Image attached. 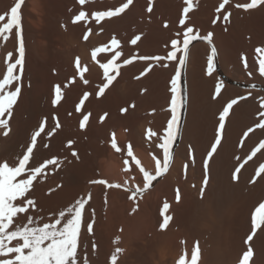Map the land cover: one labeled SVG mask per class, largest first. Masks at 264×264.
Masks as SVG:
<instances>
[{"label": "bare ground", "instance_id": "obj_1", "mask_svg": "<svg viewBox=\"0 0 264 264\" xmlns=\"http://www.w3.org/2000/svg\"><path fill=\"white\" fill-rule=\"evenodd\" d=\"M148 1L132 0L123 12L103 16L98 23L94 13L115 12L127 0H85L83 4L79 0H23L19 10L22 14L21 36L17 37L13 28L10 33H5L9 37L7 41L0 37V78L6 73V65L20 58L21 41L25 49L22 68L18 65L13 70L19 80L6 89L14 91L20 86L21 92L11 109L8 134L0 128V162L17 166L18 159L30 144L32 133L45 119L44 132L38 137L33 158L26 168L40 166L49 159L57 161L37 176L27 194L35 200L36 207L21 214L17 222L23 223L27 216H34L40 225L52 223L60 211L83 199L87 203L82 210L78 236L79 264H84L85 258L88 264H113L114 255L117 257L115 264H179L181 257L185 264H191L196 242L197 264H240L243 252L248 249L244 241L251 234L252 214L260 203H264V170L261 169L264 165V147H261L264 128L255 127L264 120L259 115L264 111L260 108L261 100H253L254 95L250 98L249 93L254 92L239 90L241 88L225 82L221 93L213 99L216 84L222 79L215 70L212 76L206 74L207 66L206 71L203 66L207 59L198 67V55L206 46L198 49L196 45L190 51L186 67L187 115L181 137L175 139V146V140L170 146V164L165 170L163 152L157 145L162 142L160 138L165 135L172 118L171 80L180 69L179 59L169 71L161 62L141 60L140 57L151 58L153 49L149 48V40L154 26L160 28L165 15L167 18L174 15L176 23L181 7L176 0H156L154 9ZM235 2L243 5L250 0ZM16 3L17 0H0V15L5 16L0 26L7 23L10 9ZM221 3L223 0H200L199 12L207 18L196 26L201 25L203 31L214 29L213 39L217 38L215 43L220 53L218 58L226 74L247 82H264L259 73L264 45L258 42L262 41L259 38L258 42L249 40L248 31L241 28L242 7L232 13L230 2L223 9L219 7ZM213 8L229 15L228 21L221 17V23L229 22L227 33L216 29L214 21L217 19L210 20ZM253 10L264 11V4H258ZM81 11L85 12V17L73 23ZM193 25L192 22V29ZM85 33L89 35L87 41L83 39ZM240 34L246 38L242 45L239 44L241 47L236 42L238 46H234L233 37ZM181 36L178 47L182 49ZM136 37L139 39L132 44ZM113 39L118 43H111ZM97 48L103 51L97 52L96 60H93L91 53ZM257 48L261 51L257 52ZM117 52L120 53L118 57ZM8 53H12V57L9 58ZM182 55V52L178 53V57ZM77 57L79 68L75 64ZM125 60L132 63L124 64ZM109 61L119 67L110 68L105 77L100 65ZM85 67L87 71H84ZM105 84L108 86L98 98L97 93ZM57 86L61 89L59 97L55 91ZM85 92L90 95L78 113L76 106ZM237 93L248 98L239 100L225 119L221 145L209 160L208 183L201 196L204 160L214 142L219 113L230 100L239 97ZM254 94L261 96L257 92ZM180 95L178 90V100ZM53 100L57 103L53 104ZM122 109L126 111L122 112ZM180 110L177 109L178 117ZM105 113L107 115L101 121ZM87 114H90L89 120L81 129L80 122ZM250 128L253 129L251 132L248 131ZM151 132L157 135L151 136ZM113 139L119 152L111 147ZM70 140L73 141L71 147L67 144ZM189 146L194 159L190 158ZM254 151L255 155H252ZM73 152L77 156H73ZM249 156L252 158L248 159ZM157 160H160L159 169ZM238 167L240 171L236 173ZM141 168L156 178L158 171L163 173L151 181L146 190L129 199L131 193L125 191L126 188L144 189L146 180ZM27 175L25 172L17 180L27 178ZM98 180L121 187L92 183ZM165 203L169 205L167 209H164ZM168 217L171 219L162 229L160 225ZM90 222L93 224L91 233L87 230ZM249 244L254 252L250 264H264V226L257 229ZM117 248L121 249L119 253Z\"/></svg>", "mask_w": 264, "mask_h": 264}, {"label": "snow or ice", "instance_id": "obj_2", "mask_svg": "<svg viewBox=\"0 0 264 264\" xmlns=\"http://www.w3.org/2000/svg\"><path fill=\"white\" fill-rule=\"evenodd\" d=\"M81 4L85 2V0H79ZM23 0H17V3L14 7L10 9V17L7 20V23H3L0 26V37L3 40L7 41L8 36L5 33H10L13 28L16 30V36H21L22 30V14L19 11ZM132 3V0H127V3L123 4L121 8L116 9L115 12H97L93 15L96 18V21L99 23L101 17L103 16H112L123 12L124 9H127L128 6ZM228 3V0H223V3L220 4V9L225 7V4ZM258 4H264V0H250L249 3L243 5H237L238 7H242L244 9H252L255 8ZM192 5L189 2L188 7L190 8ZM151 11V8H149ZM188 11V8H185V12ZM85 17V12L81 11L78 15L74 17L73 23L80 21ZM223 19L228 21L229 15H224ZM5 20L4 15H0V22ZM180 25H185V21L181 19L179 21ZM167 27V24H165ZM90 31V30H89ZM193 33V29L191 27H186V31L183 33V47L182 49L178 47L179 41L177 39H173L171 41L172 51H169L167 54L168 60H177L179 59V64L182 66L185 63L184 57L187 56L189 51V45L192 41L197 39H203L208 41L211 44V33L205 37H199L197 35H191ZM83 39L87 41L89 39L88 33H85ZM139 37H136L131 41L132 44H135ZM113 44H117L118 42L113 39L111 41ZM103 51L101 48H97L92 51L91 56L93 60H96L97 52ZM257 52L261 51V49L257 48ZM19 59H15L14 63H8L6 65L7 70L6 73L0 78V128H4V134H8V120L12 116V107L16 102L18 94L21 92V87L16 86L14 91L7 90L9 86L13 84V82L19 80L18 75L13 74V70L19 65L22 68V60L25 55V49L23 47V43L21 41L20 47L18 49ZM182 52L183 55L178 57V53ZM8 57H12V53L7 54ZM116 56H120V53L117 52ZM216 56V48L214 46L211 47V54L207 58V71L206 74L208 76H212L214 72V57ZM141 60H149L155 59L156 61H161L162 57H147L141 56ZM132 63L131 60H125L124 64ZM76 67L79 68V57L76 58L75 61ZM259 73L261 76H264V59L259 61ZM167 67V65H163ZM100 67L104 71L105 77L108 76L109 69L112 68L115 70L119 67V65H114L112 61L108 63L101 64ZM245 67L247 64L245 63ZM87 67H85L84 71H87ZM250 76L251 72L248 73ZM181 77V71L178 68L175 76L171 80V112L172 118L168 121L167 128L165 129V135L161 137V143L157 145L158 148L162 149L163 152V168L165 170L168 169L170 164V146L173 144L176 139V134L178 132V120L179 117L177 115V109L182 108L183 106V96H182V88L179 87V79ZM83 79V76H81ZM84 84H87L88 81L86 79L83 80ZM108 85L105 84L100 88L97 93V97L99 98L100 94L103 93L104 89ZM224 86L223 81H218L215 88V94L213 95V99L221 93V88ZM251 87L255 88L256 86L253 84ZM178 90L181 93L180 98L178 100L177 94ZM56 94L59 97L60 95V87L57 86ZM90 93L85 92L83 98L80 101V104L76 106V112L81 111V105H83L84 101L88 99ZM251 95V93H249ZM247 99L246 96H239L236 99L230 100L226 106L223 107L222 111L219 113L218 118V127L216 130V135L214 138V142L210 146V150L207 152V156L204 160V168H205V177L203 181V186L201 187V196H203L204 189L208 183V164L209 160L213 157V155L217 152V148L221 145L222 141V130L225 128V119L229 115L230 109L233 108L234 105L238 103L239 100ZM57 101L53 100V104H56ZM260 108L264 110V97L261 98ZM126 111L125 109L121 110ZM5 114H7V119L5 118ZM106 113L100 119L104 120L106 117ZM261 117H264V111L259 113ZM90 114L84 115L83 120L80 122V128H85V122L89 120ZM46 126L45 122H42L39 125V129L34 131L30 138V144L26 148V152L22 155V158H19L17 161V166H10L7 161L0 162V264H79L78 259V236L82 226V210L87 203L86 200H77L72 206L68 207L66 210H62L58 214V218L54 220L52 223H43L40 225L34 216H27L26 220L23 223H18L17 220L20 218L21 214L27 213L30 209H35L36 202L34 199L28 197V193L30 189L33 187L34 181L37 179V176L42 173L43 169L48 165L56 164V159H49L45 161L42 165L34 167V168H26V165L33 158L34 148L37 145V139L41 136V133L44 132ZM59 127V124H57ZM255 127L264 128V120H261L259 124ZM253 129H249L251 132ZM155 132H151V136H156ZM247 136V133H245ZM73 141H68L67 144L71 147ZM47 147V145H45ZM111 147L116 149V151H120L117 147L115 140L113 139L111 143ZM131 146H129L130 148ZM261 147H264V142H262ZM191 146H189L190 158L191 157ZM73 156H77L76 152L72 153ZM128 155L131 156V151L128 152ZM255 155V151L252 153ZM252 156H249L248 159H251ZM139 163V161H137ZM158 169L160 166V160L156 161ZM261 169L264 170V165H261ZM141 171L144 172V178L146 183L144 185V189L136 188L133 190L131 188H126L125 191L131 193L129 199H133L137 196V194L142 193V191L146 190L151 181H153L156 177L150 175L148 172L144 171L141 168ZM240 171L238 167L236 169V173ZM25 172L28 173L27 178H22L17 180V177L22 176ZM160 172H157L159 175ZM236 178L234 174V179ZM92 183L106 184L108 187H116L119 188L121 185H111L107 184L105 180L92 181ZM177 200H179V191L177 190ZM169 205L167 203L164 204V209H167ZM170 217L166 218L164 222L160 225L163 229L167 226ZM251 234L248 235L247 239L244 241L246 245H248L247 251L243 252L242 258L240 260V264H250V261L254 255V252L249 244L255 236L257 229L264 226V203H260L259 206L255 209L251 217ZM87 230L89 233L93 230V224L90 222L87 224ZM14 242V243H13ZM197 249L198 242L194 245L192 255H191V264H197ZM93 250H95V245H93ZM117 253L121 251V249H116ZM117 257L114 255L112 257L113 264H115ZM84 264H88L87 258H85ZM179 264H185V260L181 257Z\"/></svg>", "mask_w": 264, "mask_h": 264}, {"label": "rangeland", "instance_id": "obj_3", "mask_svg": "<svg viewBox=\"0 0 264 264\" xmlns=\"http://www.w3.org/2000/svg\"><path fill=\"white\" fill-rule=\"evenodd\" d=\"M148 1V0H147ZM155 1L156 0H149L148 1V3H149V5H150V7L152 6V8H156L155 7ZM179 4V8H180V10H179V19H178V21L176 20V23H175V18L173 19V17L172 16H174V15H172V16H170V17H172V19L169 17V18H167L166 17V15H165V18H163V20H164V23H162V25H161V27L159 28V27H157L156 29H155V26H157V25H153L154 26V29H153V32H152V38H151V41L149 40V44L151 45V46H149V48H151L150 50H152L153 49V51H151V57H162V58H164V59H162L161 61H159V63L161 62L163 65H167V67H165V68H167V69H169V71H170V69H171V67H174V65H175V62H177L178 61V59H177V61L176 60H168L167 59V55L166 54H168L167 52H169V51H172V48H171V41H172V39L171 38H173V39H177L178 41L181 39V38H179L181 35V37H183V33L186 31V27H192V22H193V31L195 32V34H197L198 32V30H200V28H199V26L200 27H202L201 25H197L196 26V23H202L203 22V20H206V18L207 17H205V16H207V15H203L202 13H200L199 11H201V10H199V1H197V0H180V2H179V0H176ZM185 1V2H184ZM232 1V2H231ZM235 1H237V0H229L228 2H230V4L228 3V5H231V12L232 13H234L235 12V10L234 9H237V8H239L240 9V7H238L237 6V4H235V3H237V2H234ZM182 2H184V3H182ZM186 2H190L191 3V7L189 8L188 7V5H186ZM187 3V4H188ZM195 3V4H194ZM153 4V5H152ZM181 4V5H180ZM182 4H183V6H182ZM196 5V6H195ZM234 5V6H233ZM238 5H240L239 3H238ZM227 6V5H226ZM237 6V7H236ZM185 8H188V11L185 13ZM197 11H196V10ZM213 9H215V12H214V10ZM211 11V14L210 15H212L211 16V18H210V20L211 19H217L216 21H214V20H212L211 21V23L214 21V26H216V29H218L219 31H224V32H228L229 31V22H224V24L223 23H221V17H223L224 16V14H223V12H219V10H216L217 8H213ZM243 10V11H242ZM241 10V15H240V18H241V28H243V29H246L247 31H248V34H247V36H248V39L249 40H251V41H256V42H258V38L260 39L259 41H262V42H258V44L260 45L261 44V46L262 45H264V11H262V10H253V8L252 9H247V10H245L244 8ZM251 10V11H250ZM181 11V12H180ZM216 11H218L217 13H216ZM234 11V12H233ZM214 12V13H213ZM184 13V14H183ZM194 13V14H193ZM198 15H197V14ZM219 13V14H218ZM228 13V12H227ZM221 14V15H220ZM181 16V17H180ZM214 16V17H213ZM195 17V18H194ZM203 17V18H202ZM217 17V18H216ZM167 18V19H166ZM183 19L184 21H185V25H180V23H179V21L181 20V19ZM193 18V19H192ZM220 18V19H219ZM201 19V20H200ZM163 20H161L162 22H163ZM172 20V21H171ZM194 20V21H193ZM199 20V21H198ZM220 20V21H219ZM166 21V22H165ZM174 21V22H173ZM173 22V23H172ZM178 22V23H177ZM216 22V23H215ZM225 23H228V24H225ZM153 24V23H152ZM164 24V25H163ZM165 24H167L168 26L167 27H165ZM169 24H170V26H169ZM177 24V25H176ZM218 26H217V25ZM223 26H222V25ZM212 25H213V23H212ZM224 25H225V28H224ZM175 26H177V29L179 28V33L177 34L176 32H178L177 31V29H176V27ZM194 26H196V27H194ZM244 26V27H243ZM171 27H172V29H171ZM174 28V29H173ZM196 28V29H195ZM198 28V29H197ZM242 29V30H243ZM155 30V31H154ZM161 30H163L162 31V34H160L161 33ZM167 30V31H166ZM171 30V31H170ZM175 32H173V31ZM176 30V31H175ZM182 31V32H181ZM249 31H250V33H249ZM156 32V33H155ZM159 32V33H158ZM226 32V33H227ZM157 33H158V35H162L161 36V38H160V36H158V38L157 37H155V36H157ZM169 33V34H168ZM171 33V34H170ZM182 33V34H181ZM156 34V35H155ZM177 34V35H176ZM192 35L194 34V33H191ZM154 35V36H153ZM166 35H168V37L166 36ZM260 35V36H259ZM243 35H239V36H237V37H233L232 39H233V44H235V42L239 45V44H243V40L246 38V35L245 36H243ZM253 36V37H252ZM256 36V37H255ZM170 37V38H169ZM199 37H203V36H199ZM255 37V38H254ZM153 38H155V40H153ZM166 38H169V39H166ZM238 38V39H237ZM241 38H243L242 40H241ZM161 39V40H160ZM166 39V40H165ZM255 39V40H254ZM202 40V39H201ZM240 40V41H239ZM157 41V42H156ZM160 41V42H159ZM151 42V43H150ZM239 42V43H238ZM242 42V43H241ZM170 43V44H169ZM237 44H235L234 46H236ZM237 45V46H238ZM241 45H239L240 47H241ZM165 46V47H164ZM154 48H156V50H154ZM168 48V49H167ZM166 49V50H165ZM190 51H191V43H190V45H189V51H188V54H187V56L186 57H184V59H185V63H184V70H183V72H184V88H185V107H184V114H183V117H182V120L180 121V118H181V113H180V116H179V123H178V125L180 126H178V128H179V137H181V135H182V126H183V124H184V120L186 119V115H187V97H188V84H187V74H186V67H187V62H188V60H189V55H190ZM160 52H162V53H160ZM151 60H154V62H157L158 63V61H156L155 59H151ZM172 70V69H171ZM180 71H181V65H180ZM246 78V77H245ZM263 78H264V76H263ZM225 79V78H224ZM244 79V78H243ZM226 80V79H225ZM227 81V85H229V86H235V88H241V89H239V90H248V91H250V92H257V93H260L261 94V96L263 95L264 96V82H259V81H251V82H247V81H245V79L244 80H242V79H240V78H237V77H235V79L232 77L231 79H228V80H226ZM167 84V83H166ZM257 85V86H260V87H255V88H253V87H251L252 85ZM248 85H250V86H248ZM169 88H170V83H169ZM168 88V89H169ZM169 91H170V89H169ZM252 94V95H250V98H252V97H254V96H256V97H254V98H252L253 100H261V98L263 97H261V96H258V95H255V94ZM237 95L238 96H242L241 95V93H237ZM254 95V96H253ZM248 98V97H247ZM176 145V144H175ZM174 145V146H175ZM163 172H161L159 175H158V177L156 178V180L161 176V174H162Z\"/></svg>", "mask_w": 264, "mask_h": 264}, {"label": "crops", "instance_id": "obj_4", "mask_svg": "<svg viewBox=\"0 0 264 264\" xmlns=\"http://www.w3.org/2000/svg\"><path fill=\"white\" fill-rule=\"evenodd\" d=\"M214 27V26H213ZM208 28V30H211V28H209V27H207ZM200 29H202V27L200 28ZM213 29V28H212ZM204 30V28L200 31V30H198L199 32L197 33V34H193V35H197V36H203V37H205V36H208L209 35V32L212 34L211 35V37H210V39H211V44H209L208 43V41H206V40H201V39H197V40H194V41H192L191 42V49L192 48H194L196 45H198L199 47H198V49H200V47L201 46H206V47H204L205 49H204V51H203V53L202 54H199L198 55V59H199V64H198V67L201 65V61H205L204 59H207L208 58V56L211 54V47L212 46H214L215 48H216V56L214 57V70H215V72L221 77V79H222V81L223 82H225V84H227V81L225 80L226 78H228V79H231L232 77L231 76H229L228 74H226L225 72H224V70H223V68H222V66H221V62H220V58H218V57H220L219 55H220V53L218 52V50H219V48L217 47L218 46V44L216 45V39L217 38H215V39H213L214 37H215V31H214V29H213V31L211 30V31H207V29H206V31H203ZM213 32V33H212ZM221 32V31H220ZM215 40V41H214ZM216 42V43H215ZM206 48H207V50H206ZM206 51V52H205ZM207 53V54H206ZM205 54V57L203 56ZM201 55V56H200ZM202 56H203V58H202ZM203 59V60H202ZM207 62V61H206ZM205 66H207V63H204V66H203V69L205 68ZM206 70H207V68H205ZM204 69V70H205ZM205 70V71H206ZM225 78V79H224Z\"/></svg>", "mask_w": 264, "mask_h": 264}, {"label": "trees", "instance_id": "obj_5", "mask_svg": "<svg viewBox=\"0 0 264 264\" xmlns=\"http://www.w3.org/2000/svg\"><path fill=\"white\" fill-rule=\"evenodd\" d=\"M184 64L181 66V77H180V88H182V96H183V106L180 110V113H181V118H180V121L182 120V117H183V114H184V107H185V88H184ZM226 80H228V78H226ZM250 86V85H248ZM256 87H260V86H257L255 85ZM179 126V125H178ZM180 127V126H179ZM179 137V132L176 136V139ZM177 143V140H175V143L174 145Z\"/></svg>", "mask_w": 264, "mask_h": 264}]
</instances>
